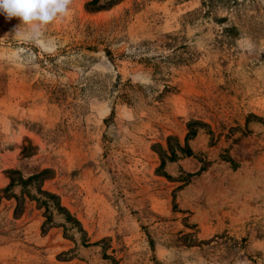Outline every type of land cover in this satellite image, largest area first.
I'll list each match as a JSON object with an SVG mask.
<instances>
[{"label":"rangeland","instance_id":"obj_1","mask_svg":"<svg viewBox=\"0 0 264 264\" xmlns=\"http://www.w3.org/2000/svg\"><path fill=\"white\" fill-rule=\"evenodd\" d=\"M92 1L0 15V264H264V0Z\"/></svg>","mask_w":264,"mask_h":264},{"label":"clouds","instance_id":"obj_2","mask_svg":"<svg viewBox=\"0 0 264 264\" xmlns=\"http://www.w3.org/2000/svg\"><path fill=\"white\" fill-rule=\"evenodd\" d=\"M72 0H0V15L7 20L19 18L21 23L31 26V32L39 34L41 29L69 11Z\"/></svg>","mask_w":264,"mask_h":264},{"label":"trees","instance_id":"obj_3","mask_svg":"<svg viewBox=\"0 0 264 264\" xmlns=\"http://www.w3.org/2000/svg\"><path fill=\"white\" fill-rule=\"evenodd\" d=\"M96 0H93L92 2H95ZM190 154V150L188 151V153H187V155H189ZM163 164V163H162Z\"/></svg>","mask_w":264,"mask_h":264}]
</instances>
